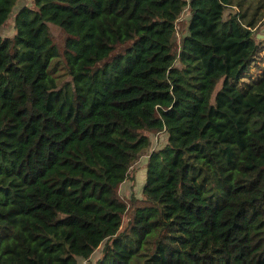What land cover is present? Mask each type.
I'll return each mask as SVG.
<instances>
[{"label": "trees", "instance_id": "obj_1", "mask_svg": "<svg viewBox=\"0 0 264 264\" xmlns=\"http://www.w3.org/2000/svg\"><path fill=\"white\" fill-rule=\"evenodd\" d=\"M263 27L264 0L21 9L0 34V264L102 245L93 264H264V72L242 83ZM148 153L142 197L122 196Z\"/></svg>", "mask_w": 264, "mask_h": 264}, {"label": "rangeland", "instance_id": "obj_2", "mask_svg": "<svg viewBox=\"0 0 264 264\" xmlns=\"http://www.w3.org/2000/svg\"><path fill=\"white\" fill-rule=\"evenodd\" d=\"M32 5V0H20L16 7L14 8L7 24L0 30V34L4 37H12L15 35V19L17 14L24 7H28ZM188 9H185L182 18L188 19ZM57 34V31H54ZM259 40L264 41V27L256 34ZM176 67H180V63H176ZM264 72V43L260 49L259 54L257 55L255 61L251 64L250 68L246 73L243 74L242 83L243 85L247 84L252 80H256L261 77ZM165 136H156L153 139V147L152 150L159 149L164 146ZM150 153L144 155L138 164L135 166V170L131 174V177L122 185L120 193L122 196L126 198L130 197H142L143 185L146 181V161L149 158ZM103 245L99 247L96 253L89 261L79 260V264H93L102 256Z\"/></svg>", "mask_w": 264, "mask_h": 264}]
</instances>
